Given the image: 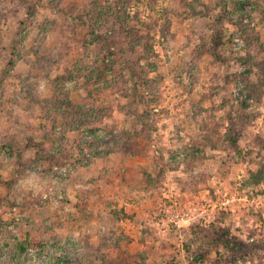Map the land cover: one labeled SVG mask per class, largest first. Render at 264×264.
Here are the masks:
<instances>
[{
  "label": "rangeland",
  "instance_id": "1",
  "mask_svg": "<svg viewBox=\"0 0 264 264\" xmlns=\"http://www.w3.org/2000/svg\"><path fill=\"white\" fill-rule=\"evenodd\" d=\"M118 1L96 37L115 0H0V264H264V0H158L167 36ZM170 200L210 206L164 231Z\"/></svg>",
  "mask_w": 264,
  "mask_h": 264
},
{
  "label": "trees",
  "instance_id": "2",
  "mask_svg": "<svg viewBox=\"0 0 264 264\" xmlns=\"http://www.w3.org/2000/svg\"><path fill=\"white\" fill-rule=\"evenodd\" d=\"M114 4V9L110 10V8H106L105 5L103 4H99L98 6H95L94 8H92L91 11H98V14H94L93 12L91 13L90 16H88V18H85V21L90 24V28L93 31L94 35L96 37L100 36V33H102L104 31V29H111L113 31H116L118 29H121V27L123 26V22L125 19L129 18V15L126 14L125 11H122V7L120 5V2L118 0H115ZM98 5V4H97ZM148 7L150 8V11L152 12V17H153V21H154V25H155V31H157L158 29L161 31V33L165 36H167V32L169 31V26H170V20L168 18V14H167V10H163V12L161 13L160 16H157V11H158V0H149V4ZM105 8V9H104ZM120 9V10H119ZM112 14L111 18L108 17V14ZM117 13V14H116ZM114 15L116 17H114ZM82 16H78V18L80 20H82L83 18ZM121 21V22H118ZM118 23H120L118 25ZM145 37H141L140 39H138L137 41H135L134 43L131 44V49H136L137 46H143V52H140V56L141 59L145 58L147 60V58L151 55L154 54L153 48L152 46H150L148 43L149 41L145 42ZM110 48H106L107 51H110ZM140 65V63L137 64V66ZM135 68H133L132 70L136 71V66H134ZM65 77H61L58 79L59 82H61V80H64ZM63 84V83H62ZM236 136H238L237 133H235ZM240 135V134H239ZM236 139V138H234ZM3 149V152L5 154H7V156L9 158L13 157V149H12V145L11 144H7L4 143L2 145V148L0 149V151ZM41 150H44V147L41 146ZM113 153L112 151H105V152H101L100 156L101 157H105L108 154ZM53 159V158H52ZM253 176V179H256L257 181L259 180H263L264 179V164H262L260 170H258L257 173H252L251 174ZM1 212V211H0ZM116 216L119 215L120 213L117 212L115 213ZM214 228H217V230L219 231H223L220 230V227L214 225ZM224 233V232H222ZM8 243H5L3 245H0V251H2L4 249L5 246H7ZM31 246H36L39 247L40 249H44L45 246V241L40 239V240H35L32 239L30 240V242H20L16 244V252L13 254L12 256V262L11 264H21L22 263V257L23 255L28 251V249ZM47 251V250H46ZM204 258L203 254H200L198 257H196L197 260H201ZM49 259H56V260H60L59 257H56L54 254L49 253ZM48 263V262H47ZM61 263V262H60ZM49 264V263H48Z\"/></svg>",
  "mask_w": 264,
  "mask_h": 264
},
{
  "label": "built area",
  "instance_id": "3",
  "mask_svg": "<svg viewBox=\"0 0 264 264\" xmlns=\"http://www.w3.org/2000/svg\"><path fill=\"white\" fill-rule=\"evenodd\" d=\"M173 203L167 205V203H161L158 206V210L151 215V220L154 224L162 227L164 231H167L169 224L176 226L178 229L183 228L191 224V222L198 217H205L208 212V206L203 204L201 207H195L194 209L187 206L176 207V201L170 200ZM222 205L225 202L221 203ZM174 206V207H173ZM197 212V213H196Z\"/></svg>",
  "mask_w": 264,
  "mask_h": 264
}]
</instances>
